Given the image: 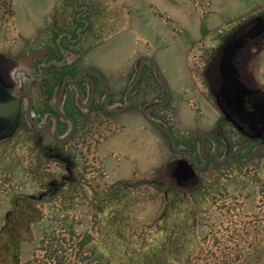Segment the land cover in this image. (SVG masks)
Here are the masks:
<instances>
[{"label":"rangeland","instance_id":"obj_1","mask_svg":"<svg viewBox=\"0 0 264 264\" xmlns=\"http://www.w3.org/2000/svg\"><path fill=\"white\" fill-rule=\"evenodd\" d=\"M74 6L91 23L84 42L64 51L66 68L95 72L94 95L88 84L83 96L68 85L66 93L56 90L45 110L39 106L44 97L37 95L41 81L28 85L35 110L25 116L26 107L20 109L16 136L0 146V264L44 263L49 253L65 250L70 235H88L120 264L122 234L138 243L145 242L144 234L150 247L168 239L169 264H264V147L245 165L228 158L205 172L194 169L200 184L180 189L172 186L170 171L189 158L172 151L143 115L159 104L149 115L181 150L193 147L198 164L204 151L213 156L210 140L204 150L199 143L204 132L215 136L222 116L208 83L214 86L212 72L218 74L230 36L264 18V0H0V53L15 61L5 62L9 85L22 87L32 60L45 63L62 51L64 40L56 39L71 31L79 13ZM258 44L245 50L235 68L246 89L264 92V38ZM142 60L151 67L146 64L132 83ZM105 87L113 91L108 106ZM65 94L71 96L67 108ZM54 109L64 115L59 121L48 113ZM67 109L75 122L72 134ZM35 118L36 127L46 125L45 160L32 151ZM219 130L222 161L229 152L247 158L261 140L259 132L245 137L229 124ZM45 189L43 200L28 198Z\"/></svg>","mask_w":264,"mask_h":264},{"label":"flooded vegetation","instance_id":"obj_2","mask_svg":"<svg viewBox=\"0 0 264 264\" xmlns=\"http://www.w3.org/2000/svg\"><path fill=\"white\" fill-rule=\"evenodd\" d=\"M74 11L78 12L77 15L73 18L71 24H70V28L71 31H63L62 34H70V38L65 37L66 38V43L65 46L62 47V51L58 52L55 50L54 55H52L51 57H48L47 60L45 61V63L43 62H38L37 59H34L31 61V71L29 73H25L23 78L27 81L26 84L22 85V87L20 88V90H18L17 92L19 94H22V96H20V107L21 109L25 108V109H29L30 111L35 110L34 107H36V103L33 96H30V93L28 91V85H30L31 80L35 81L36 85L38 84L39 81L40 82V86L38 89V94L41 97H44V101L41 100L40 103V107H46L45 110H50V107H52V99H53V95L55 96L56 94V90L60 95L62 94V92L67 89L66 87H68V85L70 87H73L76 91L77 88H79L81 90L82 96L85 93V85L88 84L89 88H92V93L94 95L93 92V85L96 82V79L94 77V75L88 70H82V71H75V70H70L67 69L66 67H68L67 63L65 62L66 59L63 58V52L66 51V49L68 50V46H71L72 44L79 43V42H84L85 38H87V34H89V26L90 23L89 20H85L83 18H79L80 14H83L84 9L83 10H79V8H75ZM69 41L72 43H69ZM249 42L247 44H245L243 46V48L239 49L236 51V53L234 54L233 57V61L235 63L236 66H241V64L243 62H240V59L242 58L243 55H245V50L246 53L251 51V47L253 45V47H255V41H253V43H251L250 45H248ZM51 54H49L50 56ZM57 55L60 57L61 56V60L57 61ZM6 60H11V64H13V66H15L14 64V59L11 58H5L3 56H0V69H4L5 68V62ZM41 64H47V66L42 67L40 66ZM40 66V68H38ZM9 67V66H8ZM16 71L14 70L12 73V78L15 79L16 78ZM226 83L224 85V87L226 85L229 84L228 80L225 78ZM229 81L231 83V87L233 88V90H228V91H224L221 93L220 96L217 97V107L220 110V113L223 115V117L220 118V122L221 124H230L232 125L235 129L242 131L243 133L252 131L249 129L248 126H253L252 128H256L254 126L256 125H264V114L259 115L257 113H255L254 109L256 107H259L260 109H264V93L260 92L259 89L257 88H252L251 90H246L244 92V94H242V96H240L238 94V89L239 87L237 85H234L233 80L229 77ZM93 82V84L91 83ZM218 84H220V81H216ZM87 85V86H88ZM237 86V87H236ZM227 87V86H226ZM113 91L110 90V95ZM66 93V92H65ZM93 95L89 101V107L92 106L93 103ZM82 98V97H81ZM71 99V96L68 95H64L63 98V102L62 104H66V108H67V103H69V100ZM82 101V100H81ZM80 101V102H81ZM60 102V101H59ZM110 102V100L108 101V103ZM235 102L240 104V110H238L237 106L235 105ZM34 105V106H33ZM74 105V104H73ZM49 107V108H47ZM74 107V106H72ZM89 107H87L89 109ZM25 110L24 115H28V111ZM44 111H34L33 113L36 114V112L38 114H44ZM73 110V109H72ZM90 110V109H89ZM88 110V111H89ZM233 110H238V115L235 111ZM72 112L71 110L67 109V112L65 111V113L67 114L68 117H70V119H72V114L70 113ZM50 113V112H48ZM37 116H40L38 115ZM54 118V117H53ZM60 117L54 118L56 119V121H59ZM6 118H2L0 117V131L4 132L5 128H7V124L4 123V121ZM73 120V119H72ZM22 121V120H20ZM223 121H225L226 123H224ZM3 122V123H2ZM21 123V122H20ZM75 123V122H74ZM31 124H32V128L35 131V134L33 136L34 138V142H33V150L35 152V156H39L42 160H45V158L48 157L47 151H49L50 148H46V146L44 145V131H45V126H38L36 127L37 124H39L37 122V119L35 118V120H31ZM6 125V126H5ZM23 129L22 131H25L24 128L20 127V130ZM57 131V128H56ZM222 131V129H221ZM58 133V131L56 132ZM30 134V133H29ZM72 134V133H71ZM12 135V134H11ZM11 135H8L6 137H3L1 139H5L7 138L5 141L0 142V146L7 144V142H12L13 138L16 136L12 135V138L9 137ZM224 132H220L219 128L215 131V137L217 138V141L219 144H221L222 141H224L223 138ZM29 139L31 137V135L28 136ZM11 138V139H10ZM56 138V137H55ZM64 139V138H60L59 140ZM55 140H58V134H57V138ZM232 153V152H229ZM52 155H50L49 157H51ZM54 156L56 158H61V155L58 154L57 152L54 153ZM218 156V154H217ZM231 159L233 160L234 157L233 155L230 156ZM230 159V160H231ZM210 162H213V157L209 154L207 155V164L211 165ZM202 165V161H200ZM45 188V187H44ZM47 196L46 193V189L45 191H40L39 195L36 197L34 195H29L28 198L30 200H43L45 197Z\"/></svg>","mask_w":264,"mask_h":264},{"label":"water","instance_id":"obj_3","mask_svg":"<svg viewBox=\"0 0 264 264\" xmlns=\"http://www.w3.org/2000/svg\"><path fill=\"white\" fill-rule=\"evenodd\" d=\"M230 37L231 38L229 39V41L222 48V53L219 59L218 74L216 73V69L212 72L213 84L216 86L217 89V92L216 93L214 92L216 100L217 97L220 96L222 92L233 90V88L231 87V83L229 81V77L233 80L234 85H237L239 87L238 94L240 96H242V94H244V92L247 90L243 86V84L240 83L237 79L238 70L237 68H235L237 66L233 61V57L236 51L243 48V46L248 42H249L248 45L253 43V41H255V46L259 45L258 41L264 38V18H256L255 20L251 21V23L245 24L239 32L231 35ZM250 47H253V45ZM142 69H143V61H141L139 64L136 81L137 78L140 76L139 74H141ZM5 72H6L5 70L4 71L0 70V117L6 118L5 119L6 121H4V123L7 124V128H5L4 132L0 131V139L8 135H11L14 132L18 124V118H19L20 96L16 93V91L9 88L6 82L7 79L4 75ZM159 78L161 79L160 76ZM225 78L229 82V84L226 85L227 87L226 86L224 87L226 83ZM217 80L220 81V84L216 82ZM235 105L237 106L238 110H240L241 105L236 102ZM158 106L159 104L155 106H151L150 109L148 107L144 111V116L151 124L156 126L159 130H161L164 133L163 135L166 136L170 144L169 147L171 148L172 151L188 156L190 158V161L192 162L191 165L184 164L183 163L184 161L182 160L181 162L174 164L175 165L174 168L170 171V177L176 182L178 186L191 188L194 184L197 185L198 183L196 180L190 182L194 178L193 169L194 167H197L196 164H194L195 161L188 151L181 150L175 145L171 133L166 127L159 125V123H157L155 120H153L148 116L149 111ZM127 107L128 106H125L123 109H126ZM238 110H233V111H235L238 115ZM254 110H255L254 112L259 115L264 114V109H260L259 107H256ZM248 127L250 130H252L250 131V133L254 131L252 135H254V133L258 134L259 132V134L256 136H260V138H262L263 135L262 131H264V125L254 126L256 128H252L253 126L252 127L248 126ZM205 136L208 135H204L203 137ZM203 139L204 138H202L201 140L203 141ZM263 147H264V140H262V143L257 147V149L253 152V154L249 156L247 160L242 161L239 159V161L244 163L251 160ZM204 162L206 163V158H204ZM200 168L201 167H199V169Z\"/></svg>","mask_w":264,"mask_h":264},{"label":"trees","instance_id":"obj_4","mask_svg":"<svg viewBox=\"0 0 264 264\" xmlns=\"http://www.w3.org/2000/svg\"><path fill=\"white\" fill-rule=\"evenodd\" d=\"M174 191H176V194L181 192V190L177 188L174 189ZM174 196L176 197L175 194ZM140 236L143 237L141 240H145L144 243L141 241L138 243V239L132 242L128 240L131 238L127 235H119V241L125 244V249L121 251L123 262L120 264H169L170 260L166 254L169 246L168 239L162 241L159 246L150 247L148 246V239H145L144 234H140ZM87 237L88 235H78L77 238H75L70 235V238L65 239L67 247L64 251L60 250L58 252H52V254L49 253L45 257L46 262H41L40 264H114L105 250H102L95 240L90 237L88 239ZM50 241L53 242L55 239H51ZM87 244H90L91 247L86 249ZM15 261L16 260H14V262ZM172 262L175 264H183L179 259L172 260ZM15 264L17 263L15 262Z\"/></svg>","mask_w":264,"mask_h":264}]
</instances>
